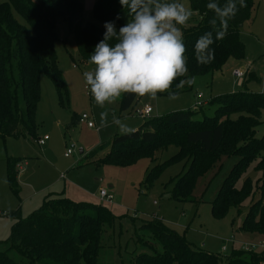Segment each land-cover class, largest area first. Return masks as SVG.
Listing matches in <instances>:
<instances>
[{
	"label": "trees",
	"instance_id": "trees-1",
	"mask_svg": "<svg viewBox=\"0 0 264 264\" xmlns=\"http://www.w3.org/2000/svg\"><path fill=\"white\" fill-rule=\"evenodd\" d=\"M189 2L199 20L192 26H187L188 23L180 26L188 73L178 77L169 90L178 92V95L193 87V84H185L178 89L176 85L180 80L212 75L221 71L229 59L244 58L245 45L240 39V31L252 18L253 0H245L247 6L229 21L227 35L211 45L215 50L214 60L201 64L195 59L194 46L200 36L212 31L208 21L213 13L206 7L209 0ZM218 2L223 5L226 0ZM93 15L95 22L85 20L81 0H0V141L19 137L25 132L37 139L35 116L41 97L42 76L54 81L61 99L66 94L55 50V44L60 41L59 22L65 24L73 36L78 62L87 66L90 65V54L104 37L105 22L113 21L118 31L130 19L120 0H95ZM109 43L115 44L116 41L113 39ZM157 96L169 94L163 92ZM139 98L131 93L122 94L120 113L133 108ZM209 106L216 108L213 116L199 120V115ZM262 110L264 95L244 89L212 98L193 110L143 119L145 121L137 131L114 136L113 152L100 159L99 164L130 166L143 159L154 160L158 151L174 147L178 150L177 156L151 168L145 184L152 189L168 167L186 160L189 167L176 179L169 194V198L180 203L196 202L194 193L199 181L211 177L203 190L207 192L211 185L208 182L221 172L222 162L238 158L235 168L210 203L212 214L220 219L232 209L240 211L245 200L253 196L241 231L264 234V184L254 191L249 181L241 186L238 183L249 164L264 151V136L260 139L255 136ZM79 122L80 119L73 117L67 128H73ZM96 154L97 150H94L82 161L93 159ZM18 160L7 157L8 182L12 190L18 186ZM258 166L264 168V157ZM1 216L14 219L15 223L10 238L0 243L3 247L0 249V264H97L104 235L116 220L108 209L75 202L61 194H48L42 205L27 218L21 216L19 209L1 213ZM140 229L137 242L141 251L131 254L129 264H219L223 260L218 255L196 249L158 219L154 218ZM225 264H264V249L246 247L233 250Z\"/></svg>",
	"mask_w": 264,
	"mask_h": 264
},
{
	"label": "rangeland",
	"instance_id": "rangeland-1",
	"mask_svg": "<svg viewBox=\"0 0 264 264\" xmlns=\"http://www.w3.org/2000/svg\"><path fill=\"white\" fill-rule=\"evenodd\" d=\"M81 1L85 20L95 22V0ZM181 2L190 8L189 0ZM198 20L199 15L193 12L187 26L196 24ZM57 32L60 41L55 44V50L66 94L61 99L54 81L42 76L35 123L36 138L43 139L45 144L39 146L37 139L31 138L27 132L0 141V243L10 238L15 223L14 219L3 217L1 213L19 209L21 216L27 218L42 205L48 194H61L75 202L108 209L115 215L114 225L104 235L97 264H129L131 254L141 251V245L137 242V235L142 231L140 228L154 218L176 231L196 249L220 256L223 260L219 264H225V259L231 256L233 250L248 247L263 251L264 234L241 231L253 196L245 200L240 211L232 209L223 218H215L211 211L210 203L216 198L224 179L235 168L238 158L222 162V170L212 183L208 182L211 185L207 192L203 190L211 177L199 181L194 193L196 202L180 203L169 198V194L176 179L189 167L186 160L168 167L152 189L145 184L147 172L156 164L177 156L176 148L158 151L154 160L143 159L130 166L99 164V160L113 152L114 136L123 134L119 126L112 123L113 116L136 130L145 120L136 116L134 111L147 106L153 109L151 117L157 118L172 112L193 110L199 93L203 94L205 100L244 89L252 94L264 95V0H253L252 18L240 31V39L245 45L242 60L231 58L221 71L195 78L192 89L175 99L169 96H157L155 99L140 96L134 107L123 113L119 111V99L111 104L106 103L103 108L95 103L83 77V72L94 66L78 62L73 36L65 24L59 22ZM235 70L245 75L241 83L232 77ZM215 109V106L205 108L199 120L213 116ZM102 111L108 112L109 126L101 129ZM83 115L90 118L94 128H88L87 123L82 121L73 128H67L73 117L81 119ZM255 132L258 139L264 136V110ZM71 148L72 155L65 158L67 149ZM80 150H83L84 156ZM94 150H97V154L93 159L82 161ZM7 157L19 159L16 166L18 186L15 190L10 188L8 182ZM263 157L264 151L249 164L238 179L240 186L249 181L256 191L264 184V168L258 166ZM100 189L114 196L112 203L98 198Z\"/></svg>",
	"mask_w": 264,
	"mask_h": 264
},
{
	"label": "clouds",
	"instance_id": "clouds-1",
	"mask_svg": "<svg viewBox=\"0 0 264 264\" xmlns=\"http://www.w3.org/2000/svg\"><path fill=\"white\" fill-rule=\"evenodd\" d=\"M120 4L130 19L118 31L113 21L105 22L104 37L88 61L94 67L83 72L95 103L103 108L125 93L155 99L157 93L168 92L169 98H177L178 92L169 90L178 77L188 73L180 26L189 22L192 10L181 0H120ZM246 6L245 0H226L223 5L218 0H209L206 7L213 13L208 21L212 31L205 32L195 43L198 63L208 64L214 60L215 50L211 45L227 35L229 21ZM113 39L116 43L110 44ZM194 82V78L180 80L176 87L180 89ZM107 117V111L100 113L101 129L109 126ZM112 123L118 125L123 134L134 132L115 116Z\"/></svg>",
	"mask_w": 264,
	"mask_h": 264
},
{
	"label": "built area",
	"instance_id": "built-area-1",
	"mask_svg": "<svg viewBox=\"0 0 264 264\" xmlns=\"http://www.w3.org/2000/svg\"><path fill=\"white\" fill-rule=\"evenodd\" d=\"M232 76L239 81V83H241L243 81V79L245 78V75L243 72L239 71V70H235L233 73H232ZM203 94H198V101L196 102L194 108H199L203 105L206 104L205 101H203ZM152 113H153V109L149 106L145 107L144 109L142 110H138V111H135L134 114L136 116H138L139 118L141 119H147V118H150L152 116ZM80 121L82 122H86L87 123V126L88 128H94V124L93 122L90 121V118L87 116V115H83L82 118L80 119ZM47 139V138H45ZM37 144L39 146H43L45 144V141L42 139V140H37ZM73 153V150L72 148L71 149H67L66 153H65V158H68L72 155ZM98 198L101 200V201H106V202H109V203H112V201L114 200V196L109 193L107 190L105 189H100L99 193H98ZM248 248V247H247ZM261 248H264V243L262 244Z\"/></svg>",
	"mask_w": 264,
	"mask_h": 264
},
{
	"label": "crops",
	"instance_id": "crops-1",
	"mask_svg": "<svg viewBox=\"0 0 264 264\" xmlns=\"http://www.w3.org/2000/svg\"><path fill=\"white\" fill-rule=\"evenodd\" d=\"M248 23V22H247ZM233 77V76H232ZM234 78V77H233ZM200 94V93H199ZM203 99H204V96H203ZM203 101H205L206 103L209 101V99L208 100H203ZM139 129V128H138ZM138 129H136V130H134V131H137ZM81 155H83L84 156V152H83V150H82V153H80ZM61 178L63 179L64 177L63 176H61ZM64 180H65V178H64Z\"/></svg>",
	"mask_w": 264,
	"mask_h": 264
},
{
	"label": "water",
	"instance_id": "water-1",
	"mask_svg": "<svg viewBox=\"0 0 264 264\" xmlns=\"http://www.w3.org/2000/svg\"><path fill=\"white\" fill-rule=\"evenodd\" d=\"M80 153H82V150H80Z\"/></svg>",
	"mask_w": 264,
	"mask_h": 264
}]
</instances>
